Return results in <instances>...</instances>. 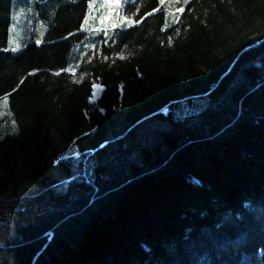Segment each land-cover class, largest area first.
<instances>
[{
	"label": "trees",
	"instance_id": "trees-1",
	"mask_svg": "<svg viewBox=\"0 0 264 264\" xmlns=\"http://www.w3.org/2000/svg\"><path fill=\"white\" fill-rule=\"evenodd\" d=\"M88 3L0 0V264H264V0H135L107 42Z\"/></svg>",
	"mask_w": 264,
	"mask_h": 264
},
{
	"label": "rangeland",
	"instance_id": "rangeland-1",
	"mask_svg": "<svg viewBox=\"0 0 264 264\" xmlns=\"http://www.w3.org/2000/svg\"><path fill=\"white\" fill-rule=\"evenodd\" d=\"M25 1L26 0H14V3L18 4L20 2H25ZM121 4L122 6L119 9L120 13L122 15H127L125 8L128 7V5L131 3L125 5L124 0H121ZM102 5H103V0L102 1L95 0L93 13L92 16L89 18V24L84 26L85 28L88 29V31H92V28L102 27L99 23V17L105 12H107V9L102 7ZM17 9L15 7L13 10L12 24L10 27V38L14 41V43L12 45H9L8 43V47L11 49V47H14L16 44H19L21 50L27 39H29L32 36L35 37L38 34L42 33L43 22L38 19V16L34 13V11L31 8L28 7L26 9H22V8L19 10ZM115 15H116L115 12H113V18H115ZM88 16H89V10L87 12L86 17ZM13 26H15L14 31L11 30ZM86 45L89 44H87L86 42ZM102 91H103V87L101 84L99 83L94 84L93 97H92L93 102L97 101ZM0 101H2V99H0ZM8 107L4 108L2 104H0V139H3L6 136H13L17 134V126L9 114Z\"/></svg>",
	"mask_w": 264,
	"mask_h": 264
},
{
	"label": "snow or ice",
	"instance_id": "snow-or-ice-1",
	"mask_svg": "<svg viewBox=\"0 0 264 264\" xmlns=\"http://www.w3.org/2000/svg\"><path fill=\"white\" fill-rule=\"evenodd\" d=\"M168 2H171V0H168ZM176 3H179V0H175ZM129 3H132L134 4L135 3V0H124V4L127 5ZM166 3V0H159V4L161 6H163L164 4ZM184 3L187 4L188 3V0H184ZM94 4H95V0H89V3H88V10H89V16L86 17L83 21V25H81V30L82 31H88L87 28H85L84 26L88 25L89 24V18L92 16V13H93V9H94ZM122 4H121V0H103V5L102 7L106 8L107 9V12H105L104 14H102L100 17H99V23L102 27H99V28H92V31L93 32H103L105 38H106V41L108 39H111V37L109 36V27L113 30H115L116 28H123L124 26H127V27H132L136 24H140V23H143V20L144 18H141L140 20H134L132 18H130L129 16L127 15H122L119 11V9L121 8ZM138 11V10H137ZM160 11V8H155L153 10V12H149L146 14V16H150V15H153L154 12H158ZM113 12H115V18H113ZM184 12V8L183 7H179V8H176L175 9V13H183ZM175 13H172V12H168L166 11L165 12V20H164V26L163 28L161 29V31H165L167 30L169 27H170V24L168 22V16L169 15H174L175 16ZM15 19V18H14ZM180 20H179V16H175V19L173 20V23H179ZM14 27L11 29L14 31ZM177 34H179V32H177ZM43 35V33H41V36ZM9 45H12L14 43V41L10 38L9 41H8ZM42 43V41L40 39H37L36 40V44L37 45H40ZM114 43V42H113ZM168 43L171 44L172 43V40L171 38H169L168 40ZM93 50H95V45H91L90 46ZM5 51L9 50V49H4ZM12 52H17L20 50V45L19 44H16L14 47H11L10 49ZM105 60L108 59V57H103ZM119 59L123 60L125 59L123 53H120L119 56H118ZM76 68H79V65H76L75 68H73L72 66H69L68 68L66 69H63L62 71H66L68 73H70L71 75L75 76L76 74ZM61 73L58 71L56 73H54V75H57L59 76ZM81 79H83V76L81 77ZM21 83H23V81H21ZM8 103H9V100H8V96L5 95L3 98H2V101H0V104H2V106L4 108H7L8 107ZM10 114V113H9Z\"/></svg>",
	"mask_w": 264,
	"mask_h": 264
}]
</instances>
